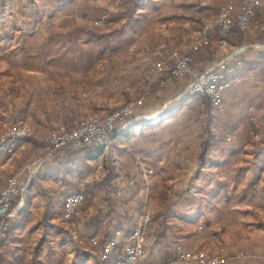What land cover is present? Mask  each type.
Here are the masks:
<instances>
[{
	"label": "crops",
	"instance_id": "crops-1",
	"mask_svg": "<svg viewBox=\"0 0 264 264\" xmlns=\"http://www.w3.org/2000/svg\"><path fill=\"white\" fill-rule=\"evenodd\" d=\"M20 2L28 4L29 0H0L10 15L14 8L9 7ZM192 6L190 0H140L136 3L135 28L151 29L150 41L160 50L184 52L196 22L206 16L201 13L208 11L207 7L201 11L195 6L199 13L194 15ZM239 8L236 2L234 11ZM255 16L258 22L264 21V0H258ZM42 31L40 28L32 34L24 25L6 31V45L0 41V56L6 54L0 69L7 70L6 77L0 71V81L5 77L4 102L8 104L4 108L0 97V114L14 115L10 102L18 95V100L29 101L28 106L20 107H24L20 122H30L39 130L41 122L39 125L31 118L45 117L34 103L43 90L30 78L42 79L41 69L47 66L29 57L32 51L39 56L46 50L45 45L30 41L31 37L41 38ZM229 40L230 48L223 55L248 46L239 53L244 81L251 85L264 82V49L260 47L264 33L259 23L245 32L234 30ZM144 43L148 45L147 40ZM231 63L236 65V60ZM51 65L60 67L55 61ZM242 84L226 93L239 91ZM56 91L52 88L50 92ZM142 112L146 114L127 126L118 123L106 147H67L49 156L48 146L41 148L40 143L24 139L14 153L0 152V192L14 175L26 182L28 165L43 160L14 202L10 234L0 239V264H113L135 243L132 234L136 229L147 237L139 264L166 263L177 255L180 246L221 256L223 264H264V204L250 203L241 208L236 203L233 193L223 187V177L214 173V166H221L222 159L206 158L193 173L187 171L184 157L174 158V153H168L174 145L172 140L150 139L174 112ZM180 181H184V188L177 190ZM73 192L86 196L83 214L75 225L63 218L65 199ZM110 240L116 243L114 253L104 259L102 251Z\"/></svg>",
	"mask_w": 264,
	"mask_h": 264
},
{
	"label": "rangeland",
	"instance_id": "rangeland-1",
	"mask_svg": "<svg viewBox=\"0 0 264 264\" xmlns=\"http://www.w3.org/2000/svg\"><path fill=\"white\" fill-rule=\"evenodd\" d=\"M190 1L194 15L199 13L197 7H201V11L205 7L208 9L206 13H201L206 16H201L196 22L191 38L182 49L184 52L176 50L192 56L191 73L175 78L164 71L161 77L165 85L159 93L157 81L160 76L156 74L155 67L158 64L172 65L175 59L171 58L170 52L167 53L164 48L160 50L150 41L151 29L136 30V3L140 0H29L28 4L20 2L10 6V9L14 8L11 15L7 6L0 4V41L7 44V30L25 25V29L34 34L43 28L41 38L31 37L30 41L34 45H45L46 50L39 56L32 51L29 58L44 61L47 66L41 69L44 73L42 79L30 78L43 90L34 103L45 117L35 115L31 118L39 125L41 122V130L28 121L20 122L23 116L21 109L24 108L20 107L28 106L29 101L18 100V95L14 99L13 95L10 103L14 115L7 117L0 114V138L18 126H26L29 136L24 139L40 143L41 148H45L48 136L54 131L72 128L80 120L105 116L129 102L142 100L137 103L132 120L146 114L142 111L149 114L174 111L150 139L160 142L172 140L174 145L168 148L169 155L174 153V158L184 157L185 168L192 173L206 158L222 159L221 166H214V173L223 177L222 185L233 193L236 203L241 208L250 203L263 205V80L251 85L242 77V88L225 93L221 108L213 106L208 98L195 97L188 90L195 73H203L233 53L228 51L223 55L230 48V40L227 46L222 47L214 39L212 44L200 50H193L189 45L200 28L217 17L223 7L229 6L237 13L234 11L236 2L240 7L243 0ZM51 14L58 17L54 18ZM103 16L107 20L99 24ZM146 40L148 45H144ZM221 54L220 59L214 62ZM0 57V61L6 60L5 52ZM53 61L58 62L60 67L53 68ZM0 71H3L1 76H7L6 69L1 68ZM5 77H1L0 81L4 108L8 105L5 103ZM52 80L56 84H52ZM52 88L57 89L56 93L50 92ZM257 174H260V179ZM176 188L183 189L184 181L177 183Z\"/></svg>",
	"mask_w": 264,
	"mask_h": 264
},
{
	"label": "built area",
	"instance_id": "built-area-1",
	"mask_svg": "<svg viewBox=\"0 0 264 264\" xmlns=\"http://www.w3.org/2000/svg\"><path fill=\"white\" fill-rule=\"evenodd\" d=\"M258 0H243L239 12L234 13L229 6L223 7L220 14L207 21L197 32L194 41L189 45L193 50H200L212 44L214 39L220 46L229 44V34L233 29L246 31L254 23H259V28L264 32V21L258 22L255 11ZM106 16L99 20V24L105 23ZM264 49V43L260 44ZM246 48H239L230 56L215 63L206 71L200 74H194L193 79L188 86L190 93L195 95L209 96L216 108H221L224 94L242 81L240 67L243 65L241 58L236 56ZM175 63L169 66L158 64L155 72L160 76L158 83V93L165 85V80L161 76L166 71L175 78H181L191 73L192 56L174 52L171 55ZM236 60L235 67L231 61ZM138 102H129L123 107L110 112L105 116H96L90 119L80 120L74 127L65 129L61 128L52 132L47 139L49 156L55 155L60 150L67 147L74 148H102L106 147L113 140L117 124L127 126L135 113ZM29 136L26 126H18L9 134L0 138V152L14 153L18 142ZM43 160L33 163L27 167L28 178L25 182L20 176L11 177L3 190L0 192V239L9 236L11 231V218L14 215V202L24 193L28 186V181L32 179ZM86 196L83 192H73L69 194L64 203L63 218L71 225H75L77 219L82 215L83 204ZM132 238L135 243L127 248L126 252L121 255L113 264H139L143 254V245L146 242V235L139 229H136ZM114 241H107L102 251V258H108L109 254L115 249ZM225 259L217 255H209L203 251H188L181 246L178 248L177 255L170 261L163 264H223Z\"/></svg>",
	"mask_w": 264,
	"mask_h": 264
},
{
	"label": "trees",
	"instance_id": "trees-1",
	"mask_svg": "<svg viewBox=\"0 0 264 264\" xmlns=\"http://www.w3.org/2000/svg\"><path fill=\"white\" fill-rule=\"evenodd\" d=\"M236 30L238 31V29L236 28ZM195 95V94H194ZM196 96V95H195ZM197 96H199V97H201V98H208L209 99V101L211 102V104L213 105V103H212V100H211V98L209 97V96H205V95H197ZM214 106V105H213ZM169 112H172V111H168V113ZM174 112V111H173ZM114 253V250L109 254V256H111L112 254ZM108 256V257H109ZM119 258V257H118ZM117 258V259H118ZM117 259H115L114 261H116Z\"/></svg>",
	"mask_w": 264,
	"mask_h": 264
}]
</instances>
